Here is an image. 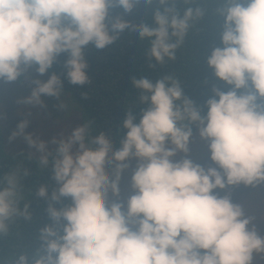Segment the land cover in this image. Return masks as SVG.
<instances>
[{
  "label": "clouds",
  "instance_id": "9594fccd",
  "mask_svg": "<svg viewBox=\"0 0 264 264\" xmlns=\"http://www.w3.org/2000/svg\"><path fill=\"white\" fill-rule=\"evenodd\" d=\"M152 2L0 0V81H16L32 67L43 75L66 53L68 82L87 84L89 45L103 50L129 29L120 17L110 20L109 9L120 7L127 13ZM157 2L164 6L174 0ZM224 5L218 10L221 46L212 48L206 63L230 87L226 92L212 89L205 113L182 95L180 81L164 75L155 82L132 80L140 90L139 103L146 107L138 123L129 110L122 123L126 135L115 151L103 132L89 137L87 124L49 141L25 134L28 120L17 125L9 139L22 136L39 153L40 167L51 165L57 187L50 200H71L60 209L49 203V218L64 222L62 234L48 225L38 230L41 251L34 264H254L264 259V236L249 227L251 219L239 204L214 192L264 184V0H224ZM202 15L200 8L188 7L181 14L164 7L154 12L155 27L141 24L128 34L147 40V55L163 64L175 60L190 22ZM32 83L20 103L43 107L42 95L58 98L63 89L56 74ZM192 125L208 142L216 167L174 159L188 152ZM49 144L54 145L51 150ZM130 159L137 162L131 175L133 194L126 206L109 204L108 194H119L120 175ZM113 163L110 180L104 170ZM28 173L16 169L0 177V234L6 220L29 218L20 186ZM36 195L46 197V186ZM18 264H28L26 257L20 256Z\"/></svg>",
  "mask_w": 264,
  "mask_h": 264
},
{
  "label": "trees",
  "instance_id": "16d2710c",
  "mask_svg": "<svg viewBox=\"0 0 264 264\" xmlns=\"http://www.w3.org/2000/svg\"><path fill=\"white\" fill-rule=\"evenodd\" d=\"M224 6V0H188V3L174 0L164 6L153 0L151 4L135 6L127 13L120 7L110 8L109 19L120 17L128 23L129 29L120 33L119 39L103 50L89 45L85 52L88 83L82 86L68 82L64 67L67 54H60L50 67L51 72L61 79L62 91L71 93L91 116L88 136L94 137L103 132L111 149H119L120 140L127 131L122 123L129 110L135 118L134 123H138L140 113L146 107L139 103L140 90L132 84L133 79L142 77L155 82L164 75L174 76L181 83L182 95L192 101L202 114L205 113L206 101L213 97L212 89L226 92L230 87L219 81L206 63L212 48L221 46L219 33L223 19L218 10ZM164 7L179 10L181 14L188 7L200 8L203 15L190 22L191 26L184 43L176 51L175 60L157 64L147 55L148 41L135 39L128 31L137 29L141 24L155 27L154 12L163 11ZM192 129V133H195L196 126L192 125ZM5 146L0 125V177L16 169L29 172L20 180L22 203L28 202L29 218L14 216L5 221L6 230L0 234V264H18L20 256L26 257L28 264H34L41 251L38 230L48 225L58 235L62 234L64 222L54 223L49 218L46 211L49 203L60 209L69 206L71 200L61 198L51 201V193L57 187L52 179V171L39 173L37 157L25 153L9 155L5 152ZM40 186L47 188L44 198L36 195Z\"/></svg>",
  "mask_w": 264,
  "mask_h": 264
},
{
  "label": "rangeland",
  "instance_id": "374dc122",
  "mask_svg": "<svg viewBox=\"0 0 264 264\" xmlns=\"http://www.w3.org/2000/svg\"><path fill=\"white\" fill-rule=\"evenodd\" d=\"M52 74L49 68L45 74L40 75L35 68H29L23 72L16 81H0V125L5 137V152L13 154H29L34 157L39 156L35 148H31L24 141L22 136L9 139L17 125L23 120H28L25 134H32L33 138L49 141L51 138L65 137L71 130L82 124L91 126L92 118L86 109L75 97L69 93L61 91L60 97L41 96L43 107L22 104L20 101L27 97L35 86L32 81H46ZM54 145L49 144L51 150ZM113 151L117 149H112ZM208 142L201 140L197 134L192 133L188 144V152L177 153L174 159L188 158L204 168L216 167L209 159ZM136 160L127 161L128 167L122 171L118 182L119 194L112 196L108 194V203H121L126 206V201L133 194L131 187V175L136 167ZM39 167V173L51 170V165L46 168ZM115 163L112 167L106 168L104 174L111 180L114 178ZM217 196H229L231 201L239 204L246 217L251 219L249 227L255 226L259 235L264 236V184L252 186H230L224 190H214ZM254 264H264V259H257Z\"/></svg>",
  "mask_w": 264,
  "mask_h": 264
},
{
  "label": "crops",
  "instance_id": "0c3cea01",
  "mask_svg": "<svg viewBox=\"0 0 264 264\" xmlns=\"http://www.w3.org/2000/svg\"><path fill=\"white\" fill-rule=\"evenodd\" d=\"M5 145H6V142H5Z\"/></svg>",
  "mask_w": 264,
  "mask_h": 264
}]
</instances>
